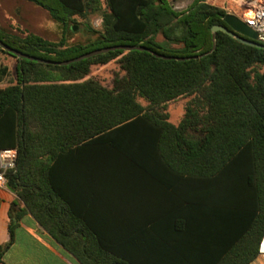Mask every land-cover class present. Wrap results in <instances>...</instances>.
Wrapping results in <instances>:
<instances>
[{"label":"trees","instance_id":"obj_1","mask_svg":"<svg viewBox=\"0 0 264 264\" xmlns=\"http://www.w3.org/2000/svg\"><path fill=\"white\" fill-rule=\"evenodd\" d=\"M22 1L65 31L51 41L27 29L14 35L0 29V40L56 62L123 45L197 57L211 51V30L226 26L227 16L207 0H194L185 13L173 11L168 0H104L105 6L102 0ZM88 9L101 16L102 29L86 25L74 43L71 18ZM0 54L17 61L15 79L0 88V153L16 152L15 167H0V173L17 196L0 264L27 212L80 264H137L124 249L128 225L172 228L168 238L178 244L179 264H252L258 258L264 235V50L219 32L212 54L186 62L115 51L59 67L1 48ZM112 62L121 72L111 86L89 77L93 66ZM8 71L0 66V82ZM181 98L190 101L174 125L167 107ZM158 163L172 168L171 215L123 218L127 170ZM20 203L24 208L16 211Z\"/></svg>","mask_w":264,"mask_h":264},{"label":"crops","instance_id":"obj_2","mask_svg":"<svg viewBox=\"0 0 264 264\" xmlns=\"http://www.w3.org/2000/svg\"><path fill=\"white\" fill-rule=\"evenodd\" d=\"M36 12L44 11L22 0H0V29L14 35L15 18L25 29L32 31L28 28L25 18L26 15L33 16ZM16 66L17 61L15 71ZM127 171L120 198L121 216L127 220L169 217L173 210V199L176 197L173 193L171 166L163 163L148 164L142 166V170L129 168ZM109 200L112 201V198ZM16 201L17 196L7 188V183L5 187H0V245H5L10 240V212ZM22 208L24 205L20 203L15 210ZM172 232V228L138 229L128 225L124 230V235L127 236L124 242L125 252L130 254L137 264H179L176 254L178 244L176 240L168 238ZM1 264L80 263L50 236L30 212H27L21 219L14 234L13 244L5 253ZM252 264H264V259L257 258Z\"/></svg>","mask_w":264,"mask_h":264},{"label":"rangeland","instance_id":"obj_3","mask_svg":"<svg viewBox=\"0 0 264 264\" xmlns=\"http://www.w3.org/2000/svg\"><path fill=\"white\" fill-rule=\"evenodd\" d=\"M105 6V1L102 0ZM194 0H168L169 7L175 11L176 13H185L187 12ZM91 10L88 9L85 15H74L72 16V20L75 21V23H71V30L74 33L72 37V41L74 43H77L81 39V34H78L79 29H82L84 26H91L96 30H101L103 25V20L101 16L91 13ZM26 23L29 29L32 31H35L37 33H40L43 37H45L48 40L51 41H57L59 40V37L62 35V32H64V28L57 25L53 21H51L47 14L45 12H36L33 14V16L26 15ZM13 27L17 31H24L27 32V30L24 28V26L18 22L15 18L13 19ZM170 21L169 19H166V22ZM171 25H175V19L172 17L171 19ZM73 29H76L75 31ZM0 66H6L9 68L8 74L9 77L5 79L3 83L0 84V87H6L9 84L10 79H13L15 77V63L16 59L4 56L0 54ZM121 72L120 65L117 62H112L105 66H93L91 70V75L89 77L94 78L98 81H100L105 86H111L112 81L114 78V73ZM190 99L188 98H181L178 99L175 102H171L167 107V112L170 115V120L173 124H178L185 113V109L187 104L189 103ZM140 102L147 106L148 103L140 99Z\"/></svg>","mask_w":264,"mask_h":264},{"label":"water","instance_id":"obj_4","mask_svg":"<svg viewBox=\"0 0 264 264\" xmlns=\"http://www.w3.org/2000/svg\"><path fill=\"white\" fill-rule=\"evenodd\" d=\"M224 22H225L226 26L217 25V26H214L211 30V32H212V44H213L211 51H209L206 54H203V55H200L197 57H190V58L168 57V56L158 54V53L150 50L149 48H147L145 46L123 45V46H113V47H109V48H105V49L95 50L93 52L84 54V55L77 57V58H73V59H70L67 61H63V62H56V61L45 60V59H42V58H39L36 56H31L29 54L23 53L19 50H16V49L8 46L7 44H5L1 40H0V48L3 51L9 53L10 55H12L14 57L21 59V60H27L30 62L45 64V65H51V66H59V67H66V66H69V65H72L75 63L82 62L84 60L94 58V57L99 56V55H103V54H107L109 52H115V51L147 52V53H150L151 55H153L155 58L167 60V61H177V62H186V61H190V60L202 59V58L212 54L216 50V48H217V34L219 32H223V33L227 34L231 38L237 40L238 42H240L244 45L264 50V45L257 42V35L255 34V32H253L252 29H250L245 23L240 21L238 18H236L235 16L228 15L225 17ZM73 30L75 31L76 29H73ZM7 188L10 189L11 191H14L10 187V185H8V184H7Z\"/></svg>","mask_w":264,"mask_h":264},{"label":"built area","instance_id":"obj_5","mask_svg":"<svg viewBox=\"0 0 264 264\" xmlns=\"http://www.w3.org/2000/svg\"><path fill=\"white\" fill-rule=\"evenodd\" d=\"M206 3L245 23L257 35V42L264 45V0H207ZM15 161V151L0 153V167L4 172L13 169ZM6 183L4 174L0 173V187H5ZM258 258L264 259V235L258 245Z\"/></svg>","mask_w":264,"mask_h":264}]
</instances>
